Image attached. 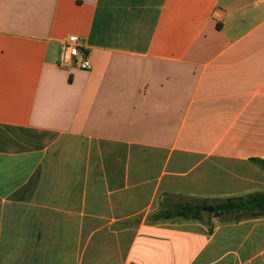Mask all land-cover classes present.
<instances>
[{
  "label": "crops",
  "instance_id": "crops-1",
  "mask_svg": "<svg viewBox=\"0 0 264 264\" xmlns=\"http://www.w3.org/2000/svg\"><path fill=\"white\" fill-rule=\"evenodd\" d=\"M254 158L264 0H0V264H264V217L148 220L264 192Z\"/></svg>",
  "mask_w": 264,
  "mask_h": 264
},
{
  "label": "trees",
  "instance_id": "trees-1",
  "mask_svg": "<svg viewBox=\"0 0 264 264\" xmlns=\"http://www.w3.org/2000/svg\"><path fill=\"white\" fill-rule=\"evenodd\" d=\"M254 163L264 170L263 159H252ZM206 206H213V212L209 215L217 218H225L224 221L240 222L245 219L264 217V192H256L247 196L231 197L223 201H215L211 205L207 201L203 203H180L173 210L159 209L153 214L150 223L168 221L173 219H203ZM152 216V215H151Z\"/></svg>",
  "mask_w": 264,
  "mask_h": 264
},
{
  "label": "built area",
  "instance_id": "built-area-1",
  "mask_svg": "<svg viewBox=\"0 0 264 264\" xmlns=\"http://www.w3.org/2000/svg\"><path fill=\"white\" fill-rule=\"evenodd\" d=\"M59 62L65 66L74 64L82 70H89L91 68L89 53L80 44V40L76 35H72L65 40Z\"/></svg>",
  "mask_w": 264,
  "mask_h": 264
},
{
  "label": "rangeland",
  "instance_id": "rangeland-1",
  "mask_svg": "<svg viewBox=\"0 0 264 264\" xmlns=\"http://www.w3.org/2000/svg\"><path fill=\"white\" fill-rule=\"evenodd\" d=\"M260 169V168H259ZM261 170V169H260ZM264 172V170H262ZM186 202H190V203H203L204 201L203 200H196V199H192V198H188L185 197V196H167V197H164L162 200H161V209H170V210H173L174 206L176 204H180V203H186ZM208 204L210 205L211 203L215 202V201H207ZM211 214V213H210ZM153 215L152 216H149L148 220L152 219ZM203 218L204 219H211V215L208 214V212H205V214L203 215ZM225 218L227 217H223V218H219L220 220L224 221Z\"/></svg>",
  "mask_w": 264,
  "mask_h": 264
},
{
  "label": "water",
  "instance_id": "water-1",
  "mask_svg": "<svg viewBox=\"0 0 264 264\" xmlns=\"http://www.w3.org/2000/svg\"><path fill=\"white\" fill-rule=\"evenodd\" d=\"M203 210H204L205 212L212 213V212H213V206H206V207L203 208Z\"/></svg>",
  "mask_w": 264,
  "mask_h": 264
}]
</instances>
